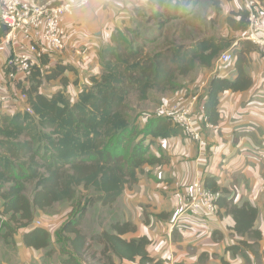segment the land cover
Instances as JSON below:
<instances>
[{"label": "trees", "instance_id": "obj_1", "mask_svg": "<svg viewBox=\"0 0 264 264\" xmlns=\"http://www.w3.org/2000/svg\"><path fill=\"white\" fill-rule=\"evenodd\" d=\"M198 3L199 0H188L180 8L179 0H147L146 4L134 7L137 18L134 24L146 18L148 22L155 21L161 31L189 14L188 5L194 8ZM219 3L220 0H207L208 6L218 7ZM236 14L240 20L236 22L229 17L228 22L243 32L237 45L231 48L237 76L230 79L218 73L211 75L195 106L212 125L220 120V94L226 90L238 92L252 84L245 64L258 45L245 38L248 12L242 8ZM198 18L208 20L207 14ZM6 31L5 26L0 37ZM137 34V28L132 26L114 31L111 43L101 53V73L93 75L80 89L70 86L64 76L66 70L74 68L59 63L47 68L37 65L22 77L9 80L26 95L28 107L12 114L0 111V238L4 242L12 243L15 234L26 230L23 235L26 245L45 249L51 244V235L59 230L60 251L66 257L63 263L84 264L83 256L90 247L80 221L89 208L96 203L112 206L120 202L123 193L138 183L146 166L166 162L163 150L153 148L154 142L185 135L183 128L167 116L151 112L141 115L144 118L141 121L138 116L132 117L130 95L137 92L139 100H147L154 92L162 97L187 89L184 97L189 98L188 76L197 68H213L234 40L204 35L180 41L175 33L180 44L149 53L144 45H136ZM239 44L241 48L237 47ZM58 78L62 86L57 85L50 94L41 91L45 82ZM200 78L198 75L196 79ZM200 126L205 132L203 120ZM204 186L221 193L217 215L232 219L229 229L235 241L226 246V251L248 261L253 254L260 264L259 241L263 231L256 225L259 208L250 201L232 202L229 189L221 187L214 177L207 175ZM69 201L72 208L60 228L51 232L45 223L34 225L40 220L37 219L40 212ZM200 216L208 221L207 213ZM110 228L101 233L99 241L104 244L102 258L106 264H115L114 257L138 259L139 264H165L164 259L151 255L149 237L124 238L137 227L123 215Z\"/></svg>", "mask_w": 264, "mask_h": 264}, {"label": "crops", "instance_id": "obj_2", "mask_svg": "<svg viewBox=\"0 0 264 264\" xmlns=\"http://www.w3.org/2000/svg\"><path fill=\"white\" fill-rule=\"evenodd\" d=\"M43 1L58 4L63 0ZM179 1L181 6L188 0ZM146 2L90 0L86 5L74 8L73 13L62 19L67 29L65 48L61 51L45 49L39 66L47 68L57 63L72 66L74 70H66L64 76L70 81V86L80 89L90 82L93 75L101 73V53L111 43L110 35L119 28L131 27L137 21L134 7ZM205 5L208 20L198 18L199 4L194 8L188 5L187 12L190 13L175 21L176 36L180 41H191L204 35L233 38L231 50L243 32L230 26L228 18L233 17L236 22L240 20L236 13L242 9L241 1L220 0L218 7H210L207 2ZM258 34L264 39V18ZM237 47L241 48L242 44ZM8 50L0 46V94L6 96V101L0 102V111L12 114L25 110L28 102L21 89L11 83L4 72ZM245 65L252 84L238 92L226 90L220 94V120L218 124L209 123L206 127V147L183 133L157 139L153 148L163 150L166 162L159 166H146L138 183L122 195L120 202L126 207L123 217L137 227L135 232L125 234L124 238L149 237L151 255L164 259L165 264H225L224 261L229 264H258L253 254L248 261L241 255L234 257L226 251V246L235 241L230 235L232 219L229 216H209L205 222L201 212H191L187 208L183 188L196 180L204 182L207 175L217 179L221 187L229 189L232 202L250 201L259 208L256 225L263 231L259 246L260 264H264V56L259 47L249 53ZM198 71L201 78L190 82V92L200 87L203 89L215 73L230 79L237 76L234 61L220 65L217 59L213 68L201 67ZM61 83L60 78L45 82L41 91L50 94ZM47 84L49 91H45ZM181 92L166 94L161 101L182 106L188 91ZM25 232L15 234L12 243L0 238V264H64V259L52 263L48 257L60 254L58 252L53 254L44 248L27 246L23 238ZM114 262L139 264L138 259L129 261L117 257H114Z\"/></svg>", "mask_w": 264, "mask_h": 264}, {"label": "built area", "instance_id": "obj_3", "mask_svg": "<svg viewBox=\"0 0 264 264\" xmlns=\"http://www.w3.org/2000/svg\"><path fill=\"white\" fill-rule=\"evenodd\" d=\"M89 1L63 0L56 4L43 0H0V30L7 27V33L0 37V46L9 49L4 64L8 79L20 78L31 68L39 65L47 50H63L67 33L62 21L63 17L73 13L74 8L84 6ZM240 1L242 8L248 12V28L245 38L256 43L264 56V39L258 34L264 18V0ZM233 59L234 55L228 49L222 52L218 62L220 65L227 64L233 62ZM4 101H6V96L0 94V102ZM184 103L180 106L162 102L159 104L157 113L167 116L180 125L187 138L204 146L207 141L200 122L203 120L206 127L209 123L203 112L195 108L198 98L192 95L185 99ZM183 190H185L184 197L189 210L207 213L213 218L217 216L220 192L207 189L202 180H196ZM35 223L43 226L41 220Z\"/></svg>", "mask_w": 264, "mask_h": 264}, {"label": "rangeland", "instance_id": "obj_4", "mask_svg": "<svg viewBox=\"0 0 264 264\" xmlns=\"http://www.w3.org/2000/svg\"><path fill=\"white\" fill-rule=\"evenodd\" d=\"M207 0H199V13H197L198 17L202 14H207V6L205 3ZM174 5V4H172ZM182 6H180L181 8ZM173 8V7H172ZM171 8V9H172ZM170 9V10H171ZM199 23L200 20L198 19ZM136 22V21H135ZM132 27L137 28V31L139 34H137V41L136 45L142 44L145 46V50L149 53H153L154 51L158 49H164L166 46L171 45L173 43L180 44V41L178 38H176L175 33L177 32V24L176 22H172L165 26L163 30H159L156 25L155 21L148 22L146 18H141V21H138L136 25L132 24ZM202 34V33H201ZM206 34V33H205ZM198 68L192 71V73L188 76L187 80L191 83L193 80H196V78L199 75ZM191 85V84H190ZM60 86H62L60 84ZM45 91H49V85L45 87ZM203 89L200 87L199 89H194L192 92L189 93L190 97L197 96L198 100L200 99L202 95ZM76 93V92H75ZM188 95V94H187ZM73 98H75L74 95H72ZM189 97V98H190ZM161 94L159 93H152L151 96L147 100H139L137 92L132 93L128 99V104L131 108L129 112L131 113V116H138V120H143L144 113H157L158 107L161 101ZM124 207V208H123ZM72 208V202H64V203H58L54 205L53 207L40 212L41 214L37 216V219H40L42 223H45L46 227H49V229H55L56 227H59L63 224L66 216L69 215V212ZM126 210V207L123 203L118 202L115 205L109 206V205H102L101 203H96L95 205L91 206L84 218L80 221V228L84 233H86L88 236L89 250L87 251V254L83 256V262L84 264H106V260L102 258V249L104 244L100 243V235L105 230H110L111 224L115 220L120 219V215L124 216L123 211ZM42 218V219H41ZM36 219V220H37ZM124 220V219H121ZM35 223L34 225H36ZM43 225V224H42ZM38 226V225H36ZM60 228V227H59ZM58 228V229H59ZM57 229V228H56ZM55 229V230H56ZM58 231H56L55 234L51 235L52 240L49 248H45L47 252H51L53 250V254L55 252H58L60 254L55 255H49L48 257L51 258L52 263H55L60 258L63 260L66 257L62 255L61 251H57V249H61L62 243L60 242V236L58 234ZM55 249V251H54ZM44 260V259H43Z\"/></svg>", "mask_w": 264, "mask_h": 264}, {"label": "bare ground", "instance_id": "obj_5", "mask_svg": "<svg viewBox=\"0 0 264 264\" xmlns=\"http://www.w3.org/2000/svg\"><path fill=\"white\" fill-rule=\"evenodd\" d=\"M53 51V50H52Z\"/></svg>", "mask_w": 264, "mask_h": 264}]
</instances>
